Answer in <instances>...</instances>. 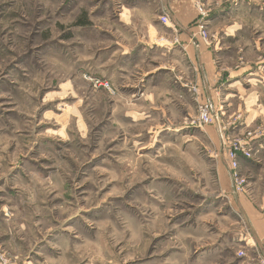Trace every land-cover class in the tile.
Wrapping results in <instances>:
<instances>
[{
  "label": "rangeland",
  "instance_id": "374dc122",
  "mask_svg": "<svg viewBox=\"0 0 264 264\" xmlns=\"http://www.w3.org/2000/svg\"><path fill=\"white\" fill-rule=\"evenodd\" d=\"M160 1L0 0V247L17 264H264L238 209L264 201V149L240 158L244 192L227 157L264 117L234 135L241 114L214 112L191 69L173 71L183 97L168 71L146 77L149 56L168 64L144 43L170 33L150 26ZM190 1L194 37L228 46L216 82L244 67L264 112V0ZM205 103L215 122L191 124Z\"/></svg>",
  "mask_w": 264,
  "mask_h": 264
},
{
  "label": "crops",
  "instance_id": "0c3cea01",
  "mask_svg": "<svg viewBox=\"0 0 264 264\" xmlns=\"http://www.w3.org/2000/svg\"><path fill=\"white\" fill-rule=\"evenodd\" d=\"M162 1L159 3L161 4V7H159V14H161L163 10H166L170 14L171 22H169L170 24H164L160 22L159 18H157V23L155 25L150 24V26H155L154 28L157 30H160L159 28H167L170 33L173 32L172 29H178L180 41L179 43H175L173 41L174 34L172 33V35H169L170 33H168V37L165 38L167 40L157 39L154 41L152 39L150 40V43L144 42L146 47L150 48L152 51L151 54H153L154 51L161 52L163 58L168 61V64L160 65V61L154 60L156 58L153 56H149L151 58L149 60L148 58L142 60L143 63L148 60L153 62V64H158L156 65V68L146 72V77L151 75L154 76L153 74L158 73V71H168L171 75H174V78H172L173 82L171 80L170 86L175 87V92L181 94L179 88L185 85L182 79L184 76L182 73H184L185 68L191 69L193 76H196L198 81H204L203 85L200 86V93L203 95L204 100L212 102L214 112L225 115L226 117L235 116L237 113L239 114L238 116L241 114V126L238 128L236 127V131L234 130L232 133L234 135H239L249 131L251 127H254L257 124L260 118L264 117V112L259 109L257 105L256 95L247 97L242 96V93H244V87L240 75H243L244 67L237 71H242L241 74H232L231 72L228 75L227 82H216L220 76V73H217V63L220 59L224 58L223 56H226V49L228 47L226 41H222V39H224L223 36H221V39L214 47L208 48L199 42V37H194V34H192L191 31L192 28L189 26L195 21L197 16L192 2L190 0ZM154 3L157 2L155 1ZM234 31L238 32L237 30ZM224 35L225 39L226 36L236 38L233 31L225 30ZM133 58L136 57H131V60ZM142 61L140 62L142 63ZM224 66L225 65L223 64L220 68L223 69L222 67ZM175 70L177 73L181 71L183 76L177 73L173 74V71ZM213 81H215V83H213ZM241 87L243 89H241ZM182 91H184V89H182ZM236 98L242 99V101L237 107H234ZM253 147L255 152L261 153L264 149V139L254 140L251 148ZM240 158H242V161L244 159L241 164L243 171L251 170L252 168L250 167V164L252 159L245 158L243 155H241ZM238 203L240 204L238 209L243 213V216L254 233L255 238L258 241H262V239H264V201L260 199H249L246 195H239Z\"/></svg>",
  "mask_w": 264,
  "mask_h": 264
},
{
  "label": "built area",
  "instance_id": "2783aa9c",
  "mask_svg": "<svg viewBox=\"0 0 264 264\" xmlns=\"http://www.w3.org/2000/svg\"><path fill=\"white\" fill-rule=\"evenodd\" d=\"M202 11V9H200ZM170 19L169 13L166 11L164 16L162 17V21L164 24H167V21ZM204 34H206L204 32ZM106 87H109V83L106 82L104 84ZM196 92L197 88H193ZM215 114L212 113L211 106L207 103L201 104L199 106V114L196 118H193L191 124H196L199 126H203L206 124H213L216 120ZM257 135H253L252 132L247 133V137L238 138L237 141H234L232 146H228V159L230 161V168L232 179L234 181L235 190L237 192H244L245 189V179L242 177L240 172V156L243 155L246 158L252 157V151L250 146V141L256 138ZM0 264H17L13 261L5 251L1 250L0 247Z\"/></svg>",
  "mask_w": 264,
  "mask_h": 264
}]
</instances>
